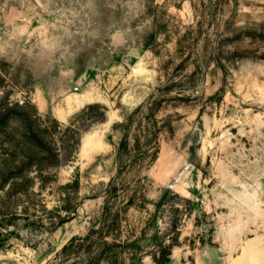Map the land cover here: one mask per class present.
<instances>
[{"label":"rangeland","instance_id":"1","mask_svg":"<svg viewBox=\"0 0 264 264\" xmlns=\"http://www.w3.org/2000/svg\"><path fill=\"white\" fill-rule=\"evenodd\" d=\"M0 264H264V0H0Z\"/></svg>","mask_w":264,"mask_h":264}]
</instances>
